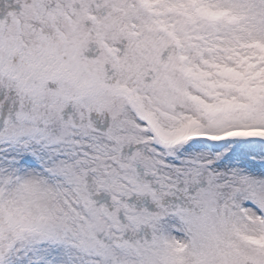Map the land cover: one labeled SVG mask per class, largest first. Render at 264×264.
Listing matches in <instances>:
<instances>
[{"label": "snow or ice", "instance_id": "6c2138e0", "mask_svg": "<svg viewBox=\"0 0 264 264\" xmlns=\"http://www.w3.org/2000/svg\"><path fill=\"white\" fill-rule=\"evenodd\" d=\"M0 264H264V0H0Z\"/></svg>", "mask_w": 264, "mask_h": 264}]
</instances>
